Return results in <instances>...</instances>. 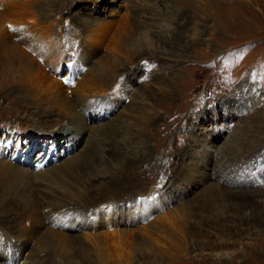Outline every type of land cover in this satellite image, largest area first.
Segmentation results:
<instances>
[{"label":"rangeland","instance_id":"1","mask_svg":"<svg viewBox=\"0 0 264 264\" xmlns=\"http://www.w3.org/2000/svg\"><path fill=\"white\" fill-rule=\"evenodd\" d=\"M50 1L55 30L127 17L152 26V45L114 53L118 73L108 37L77 78L49 59L22 72L28 89L54 78L70 97L100 67L113 75L77 111L86 144L61 125L10 134L0 121V163L16 171L0 164V264H264V0ZM7 4L0 29L19 33Z\"/></svg>","mask_w":264,"mask_h":264},{"label":"bare ground","instance_id":"2","mask_svg":"<svg viewBox=\"0 0 264 264\" xmlns=\"http://www.w3.org/2000/svg\"><path fill=\"white\" fill-rule=\"evenodd\" d=\"M53 4L50 0H45L38 8H27L28 1L9 0L8 6L6 5V12L10 17L7 19L9 21L8 23L11 26L12 24L15 25L20 30L17 33L13 30H8L6 27L0 29V76L6 79L4 87L8 89L6 95H0V121H4L6 127L14 126V128L10 127V129L6 130L10 134L19 130L26 132L38 128L51 130L61 125L69 130L67 132L72 136H78V139H76L77 143L86 144V136L89 133V128L85 123L87 120L82 118L79 120L80 116L78 112L85 109L89 102L85 100L86 95L91 96L94 93L96 95L97 92L103 94L102 89L109 88L106 80L113 74L107 69L100 67L97 72L87 74L78 83L74 91H72L70 97V94H68L70 86L66 88L64 84L54 78H50L51 80L48 79L45 85L40 87L39 90L28 89L20 81L22 72H26L32 66L45 68L43 67V63L46 64L45 61L49 59V66L54 69L62 61H66L75 70L73 74L77 78L81 74L86 73V52L89 49L94 50L93 45H102L104 39L108 37L109 39L105 44H107V50L113 55L109 56L115 65L113 67V73H118L124 67V63L120 60L121 57L115 54L119 53L121 55L122 52L124 53L130 48L131 50L135 48L136 51L142 44L151 46L152 41L148 37V31L152 30V26L148 23L144 24L143 22L134 23L129 21L127 17H123L118 23H114L115 29L113 31L111 30V26L114 25L112 21L105 19L96 20L93 19L94 17H89L87 21L82 22L78 26L79 29L77 31L74 30V24L69 23L64 27H60L61 24H59L55 30L53 27L55 24L53 19L57 14H61V11L54 8ZM147 19L149 18L147 17ZM141 26H143L144 30L141 29ZM78 34L79 36L77 37ZM73 36L77 37L76 42L72 40ZM62 38H66L62 41V47L66 51L64 59L62 58L63 55L60 56L58 53ZM75 43L78 49L82 50L81 55H73L72 52L75 49ZM32 55L37 59L33 58ZM142 55L136 51L135 55L133 53L130 57H142ZM68 76L70 77V75ZM69 77L68 79H71ZM90 82L96 83V88L88 87L87 84ZM85 114L86 112L81 113V115ZM3 118H13L15 120L9 123V121L7 122ZM40 132L44 134L54 133H45L41 130ZM3 136L5 134L0 136V140L3 139ZM10 138L12 137L10 136ZM20 138L18 136V139ZM51 141H53L51 138L50 140H46V142ZM50 149L54 154L53 158H55L56 153L53 152L54 149L52 147ZM49 156H52V154L46 155V153H41L37 155L35 163L33 164L36 171L43 170L46 167ZM43 157L46 158L43 159ZM0 164L5 170L16 172L12 165ZM66 165L70 167L71 161Z\"/></svg>","mask_w":264,"mask_h":264}]
</instances>
